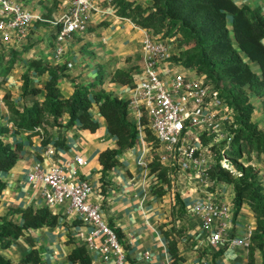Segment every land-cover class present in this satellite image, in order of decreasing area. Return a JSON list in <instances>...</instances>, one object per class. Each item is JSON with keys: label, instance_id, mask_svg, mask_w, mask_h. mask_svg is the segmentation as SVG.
<instances>
[{"label": "crops", "instance_id": "0c3cea01", "mask_svg": "<svg viewBox=\"0 0 264 264\" xmlns=\"http://www.w3.org/2000/svg\"><path fill=\"white\" fill-rule=\"evenodd\" d=\"M59 1L66 10L69 0ZM94 1L98 11L93 15L89 30L84 34H75L68 42L62 57H56L54 53L53 36L56 26L52 21L65 10L56 11L55 8H51L56 0H21L27 9L42 16L46 21L49 20L51 24L44 28L41 25L46 24L42 23L45 21H37L30 28L27 37L14 36L4 40L12 43L15 48L24 49L28 44L26 48L29 51L21 53V57L27 60L22 61V74L27 71L32 60L49 65L61 75L59 88L66 97L72 96L78 87H88L92 93L106 92L129 100L133 86L113 79L118 71H124L133 77L135 83L142 61L137 62L138 67L132 66L136 64L137 53H140L142 58L145 29L127 18L120 17L110 0ZM234 1L239 6L260 8L264 14V0ZM171 48L175 56L179 50L175 44H172ZM14 62L16 64V61ZM70 63L72 66H69ZM174 63L177 71L192 76L198 75L195 68ZM252 66L259 71L257 64ZM12 68L7 74L6 83L9 88L16 84ZM99 72L104 75V81L100 83L97 79ZM33 75L38 86L43 85L49 78L47 73L38 75L33 71ZM18 85L22 86L20 82ZM250 99L255 105L253 119L264 128V97L250 93ZM92 110L100 122V128L96 132L84 129L79 122L66 126L69 117L63 115L60 121L63 126L49 127L48 145L43 143L44 138L39 134L17 135L14 145L21 143L19 148L21 157L13 170L0 171V179L7 184L0 194V221L7 219L22 224L24 222L22 215L16 213L15 209L46 206L40 195L26 183V174L35 163L43 161L45 167H48L52 162L71 160L76 155H82L87 165L80 169V175L95 187L94 200L102 204L108 222L122 232L120 239L133 264H250L249 233L256 230L257 219L248 203H243L238 213L235 211L233 235L246 240L249 244L213 247L209 237L201 229L199 217L194 215L188 219L185 217L196 199L205 194L200 182L190 184L183 179L177 186L176 195L180 196L184 205L181 209L172 187L163 183L157 184L155 182L157 174L152 172L149 176L145 175L146 172L138 166L137 155L140 148L152 141L145 131L139 134V137L140 135L143 137L144 143L137 140L132 149L120 156L121 164L105 174L102 172L100 155L106 149L117 148V136L109 131L107 121L99 112L98 106L95 105ZM130 119L137 124L133 113H130ZM2 124L9 125L7 121ZM62 139L65 147L55 144ZM49 146L55 149V154L44 157V150ZM156 156L155 151H150L151 161ZM248 164L253 165L258 171L260 180L264 176V153L258 155L254 152ZM222 189L219 193L221 197L234 203V189L230 186H224ZM52 211L60 215L58 225L30 230L32 241L24 236L14 239L9 248L0 247V254L18 261L32 248H37L42 257L40 264H79L72 262L69 255L74 247L82 244L81 233L86 230L85 225L76 218H68L65 206ZM167 233L170 240L177 241L180 259L175 260L170 253ZM91 258L93 264H106L97 254H91ZM254 264H264L263 255L258 249L255 252Z\"/></svg>", "mask_w": 264, "mask_h": 264}, {"label": "trees", "instance_id": "16d2710c", "mask_svg": "<svg viewBox=\"0 0 264 264\" xmlns=\"http://www.w3.org/2000/svg\"><path fill=\"white\" fill-rule=\"evenodd\" d=\"M111 4L120 17L162 39H173L180 54L172 60L195 68L198 75H206L233 107L235 127L231 128L234 134L231 148L234 147L235 152L231 160L237 164L241 175L235 176L220 165L219 147H214L217 163L210 169V175L213 180L233 185L236 213L245 202L255 212L257 227L249 244L250 264H254L257 249L264 258V185L258 180V171L253 165L240 162L244 158L249 160L254 152L264 153V128L253 119L255 105L250 99V93L264 97V14L260 8L239 6L234 0H111ZM3 62L4 65L0 64V86L6 83L7 74L15 63L12 57H5ZM253 64L259 66V71ZM33 71L38 75L47 73L48 80L41 86L36 85ZM97 79L98 83L103 82L104 75L99 72ZM23 80L22 104L7 100L12 126H0V171L10 172L21 157V143L6 142L5 135L39 134L48 145L49 127L63 126L60 122L63 115L69 117L66 126L79 122L84 129L96 132L100 122L92 112L95 105L106 119L109 131L117 136V148L106 149L100 155L104 174L121 164L120 156L136 145L140 127L130 119L128 100L106 92L92 93L88 87H78L72 96L66 97L59 88L61 75L39 60L29 63ZM113 80L134 85L133 77L124 71H118ZM142 126L148 138L153 140L146 119L142 120ZM55 144L65 147L63 139ZM151 167L160 180L170 183L166 167L162 168L156 160ZM6 186L0 179V194ZM15 212L22 215L24 222L0 221L1 248H9L14 239L23 236L32 241L30 230L59 224L60 215L47 206L17 208ZM117 232L121 238L122 232L118 229ZM169 251L175 260L180 259L175 239H169ZM69 258L74 263L93 264L84 244L74 247ZM41 261L37 248H32L18 261L0 254V264H40Z\"/></svg>", "mask_w": 264, "mask_h": 264}, {"label": "built area", "instance_id": "2783aa9c", "mask_svg": "<svg viewBox=\"0 0 264 264\" xmlns=\"http://www.w3.org/2000/svg\"><path fill=\"white\" fill-rule=\"evenodd\" d=\"M97 11L94 0H69L66 10L52 21L56 26L53 39L56 57L65 54L66 46L75 34L86 33ZM37 21L46 20L27 9L20 0H0V36L3 39L27 37ZM144 33L142 67L128 103L129 112L134 114L140 127L139 134L146 117L154 139L140 148L137 164L148 176L152 174L151 164L155 160L162 168L166 167L170 183L160 182L157 175L155 182L171 186L174 195L183 179L190 184L200 182L205 194L196 199L185 217H199L201 229L213 247L246 246L249 244L246 240L233 235V201L225 200L219 194L224 186L233 188V185L213 180L210 175V169L217 163L214 147L220 148V165L235 176L241 175L227 151L234 138L231 130L235 127L233 107L206 75L192 76L176 70L172 41L146 29ZM138 142L144 143L141 135ZM150 151L157 153L153 161ZM54 154L52 146L44 150V157ZM86 165L82 155L52 162L48 167L39 161L26 174V183L51 210L65 206L68 218L82 221L86 227L81 233L82 244L90 254L99 255L106 264H133L117 228L108 222L102 204L94 200L95 187L80 175V169ZM260 181L264 185V176ZM252 235L250 231L249 237Z\"/></svg>", "mask_w": 264, "mask_h": 264}, {"label": "rangeland", "instance_id": "374dc122", "mask_svg": "<svg viewBox=\"0 0 264 264\" xmlns=\"http://www.w3.org/2000/svg\"><path fill=\"white\" fill-rule=\"evenodd\" d=\"M56 1L57 2H55L51 8H55L56 11L57 10H61V11L65 10V7L63 6V3L61 1H59V0H56ZM57 16H58V14L55 15V17H57ZM52 19L53 18H51V20ZM42 23H46V24H42L41 25L44 28L46 26L48 28V26H50V24H51L49 20L45 21V22H42ZM38 26L39 25H37V27ZM159 37H161V36L159 35ZM170 41H172V43L177 46L179 51H178V53L176 55H179L180 54V48L178 47V44L175 43L173 41V39H170ZM26 45H28V44H26ZM26 45L24 46V49L20 48V47H17V46H16L17 48H15V47H13L12 43L6 42L0 36V64L4 65L3 61H4L5 57H8V58L12 57L13 60L16 61V64H14L15 66L14 65L12 66L13 67L12 68L13 69L12 74L14 76L13 79H14V83H16V84L12 85L11 88H9V85H7V83H4L2 86H0V126L3 125L2 123L3 122L5 123L6 121L9 124V126H12V123L10 122L11 113H10V109H9V105H8L7 100H9L10 102L16 103L18 105H21L22 101H23L22 94H21L22 93V86L19 87L18 82H20L23 85V81H24L23 80V76H22L23 75L22 74L23 67L21 68V64H22V61H27V60H25V59H23L21 57V53L29 51L28 48H26L27 47ZM136 57H137V60L135 62L136 64L134 66H132L133 68L138 67L137 64H139V63H137V62L142 61L140 53H137ZM2 58H3V61L1 63V59ZM5 117H7V118L5 119ZM4 119L6 121H4ZM143 119L147 120L146 117L143 118ZM142 130L145 131L143 127H142ZM15 138H17V136H9V135H5L4 136V140L6 142H10L13 145L17 141V140H15ZM227 151H228V156L232 157L233 153L235 152V148L234 147H232V148L230 147ZM250 160H251V157L249 158V160L247 158H244L240 163L242 165H245V164L247 165L248 161H250ZM160 182L166 183L163 180H160ZM166 184H169V183H166ZM175 199H176L177 203L179 204V197L177 195L175 196ZM181 209H182V206H181Z\"/></svg>", "mask_w": 264, "mask_h": 264}]
</instances>
